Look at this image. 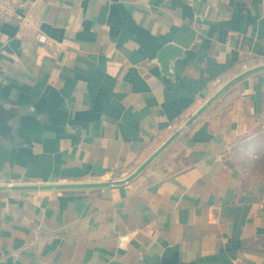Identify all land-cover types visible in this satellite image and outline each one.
<instances>
[{
  "label": "crops",
  "instance_id": "crops-1",
  "mask_svg": "<svg viewBox=\"0 0 264 264\" xmlns=\"http://www.w3.org/2000/svg\"><path fill=\"white\" fill-rule=\"evenodd\" d=\"M0 20V186L123 179L216 91L264 64V0H28ZM183 49L170 76L167 45ZM119 237H128L124 248ZM264 264V72L141 176L0 193V264Z\"/></svg>",
  "mask_w": 264,
  "mask_h": 264
},
{
  "label": "water",
  "instance_id": "water-1",
  "mask_svg": "<svg viewBox=\"0 0 264 264\" xmlns=\"http://www.w3.org/2000/svg\"><path fill=\"white\" fill-rule=\"evenodd\" d=\"M183 49L176 45H167L159 55V63L166 75L170 76V68L173 61L179 58ZM264 72V64L252 67L220 87L183 125H181L150 157H148L135 171L123 179L96 182H75V183H55V184H27V185H4L0 186V193L8 192H67V191H97L109 188L122 187L130 184L141 176L158 158H160L186 131L191 128L209 109L217 103L235 85L248 77ZM17 113L11 111L0 102V138L14 139L16 129L13 122L17 118ZM165 264H177L176 261L166 260Z\"/></svg>",
  "mask_w": 264,
  "mask_h": 264
},
{
  "label": "built area",
  "instance_id": "built-area-1",
  "mask_svg": "<svg viewBox=\"0 0 264 264\" xmlns=\"http://www.w3.org/2000/svg\"><path fill=\"white\" fill-rule=\"evenodd\" d=\"M29 13L28 0H0V20L4 22L23 21ZM128 237H119V247L124 248Z\"/></svg>",
  "mask_w": 264,
  "mask_h": 264
}]
</instances>
